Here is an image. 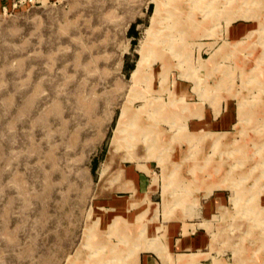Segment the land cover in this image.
Returning a JSON list of instances; mask_svg holds the SVG:
<instances>
[{
    "label": "rangeland",
    "instance_id": "374dc122",
    "mask_svg": "<svg viewBox=\"0 0 264 264\" xmlns=\"http://www.w3.org/2000/svg\"><path fill=\"white\" fill-rule=\"evenodd\" d=\"M220 91L235 129L191 133ZM125 163L150 193L108 222ZM220 189L178 262L264 264V0H0V264H172Z\"/></svg>",
    "mask_w": 264,
    "mask_h": 264
},
{
    "label": "crops",
    "instance_id": "0c3cea01",
    "mask_svg": "<svg viewBox=\"0 0 264 264\" xmlns=\"http://www.w3.org/2000/svg\"><path fill=\"white\" fill-rule=\"evenodd\" d=\"M179 88L180 91L183 90V88ZM215 98L219 99V104H214ZM197 99L198 100L189 102L195 105V107H197L198 104H202V109L200 110L199 107L198 111L197 108H195L196 110H194V113L196 115L188 120V130L191 133H199L201 131L223 133L235 129L238 120V110L235 109L234 102L223 97L221 91L209 96L208 99ZM122 168L124 170L125 180L132 181L136 191L113 192L110 195L111 199L106 201V207H102V209H105L107 212L106 214L109 218L108 222L116 216L114 215L111 217L113 214L128 210L129 203L132 201L131 197H143L150 193L152 182L151 174L139 170L136 163H125L122 165ZM229 198L227 191L224 189L215 190L203 201L199 210L200 218L205 221L192 224L182 223L169 225L166 238L167 247H165V251L171 258L172 264L178 262V257L180 255L205 254L201 251L206 247L207 237L203 232L201 233L199 231L204 229L203 226L207 224V220L215 215L221 208L227 206ZM158 258L157 256L144 253L140 256V262L141 264H163L161 261L159 262Z\"/></svg>",
    "mask_w": 264,
    "mask_h": 264
},
{
    "label": "bare ground",
    "instance_id": "6f19581e",
    "mask_svg": "<svg viewBox=\"0 0 264 264\" xmlns=\"http://www.w3.org/2000/svg\"><path fill=\"white\" fill-rule=\"evenodd\" d=\"M244 113V112H243ZM243 115V114H242ZM244 115H245V113H244ZM183 260V259H182Z\"/></svg>",
    "mask_w": 264,
    "mask_h": 264
}]
</instances>
